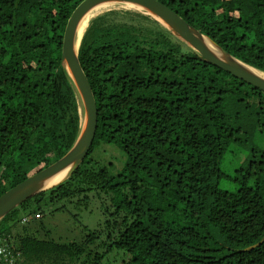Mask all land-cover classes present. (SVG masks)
<instances>
[{
    "label": "trees",
    "instance_id": "obj_1",
    "mask_svg": "<svg viewBox=\"0 0 264 264\" xmlns=\"http://www.w3.org/2000/svg\"><path fill=\"white\" fill-rule=\"evenodd\" d=\"M82 1L0 0V196L76 140L61 56ZM159 1L264 72V0ZM92 22L79 58L97 134L69 179L0 222L14 264H123L140 251L152 264H264V241L248 249L264 238V92L141 12ZM111 146L125 158L115 170L100 156ZM68 208L79 220L100 213L96 229L80 222V240L51 237L44 215Z\"/></svg>",
    "mask_w": 264,
    "mask_h": 264
},
{
    "label": "water",
    "instance_id": "obj_2",
    "mask_svg": "<svg viewBox=\"0 0 264 264\" xmlns=\"http://www.w3.org/2000/svg\"><path fill=\"white\" fill-rule=\"evenodd\" d=\"M110 4L129 5L136 8V11L160 23L176 38L198 53L206 62L231 73L264 92V77L254 72L258 71L264 74L263 71L228 53L214 40L189 24L176 11L159 0H83L72 11L68 19L61 56L62 67L77 95V102L81 105L80 111L78 105V112L82 115L79 121L78 135L71 148L62 158L29 176L0 196V222L26 201L69 179L91 149L98 129V108L93 87L79 58L84 37L83 32L80 34L79 27L85 16L93 9ZM63 172L65 175L59 182L49 184V180ZM263 241L264 238L260 243L248 249L261 245Z\"/></svg>",
    "mask_w": 264,
    "mask_h": 264
},
{
    "label": "rangeland",
    "instance_id": "obj_3",
    "mask_svg": "<svg viewBox=\"0 0 264 264\" xmlns=\"http://www.w3.org/2000/svg\"><path fill=\"white\" fill-rule=\"evenodd\" d=\"M205 1H215V0H205ZM226 1H227V3H229L231 0H226ZM108 7H109V9H108ZM108 7L102 8V10H97V12L93 13V17H92V20L89 24V27H87L85 32H84V37H85V34L89 32V30L93 24L92 21L95 18H97L98 16H101L102 14L110 12V11H127V12L130 11V13H133L134 11L137 10L135 8V10L132 11L130 9L131 7H124V6H120L117 4H116V6L110 5ZM243 10H247V9H243ZM239 14H240L239 12H236L235 16H238ZM253 23H254V21H253ZM75 100L77 101L76 93H75ZM78 116H79V121H80L81 120L80 118L82 115H80V113H79ZM106 149H107V152H103V155H100V156L102 159H106L108 163L110 162V160H113L114 165H115V167H114V170H115V168L117 169V167H120L122 165L123 161L125 160L124 155L118 148L116 149V147H114V146L108 147ZM102 150L103 149H101L99 151V153ZM33 174H35V173L33 172L31 175H33ZM71 208H68L67 211H55L52 214L44 215V220H45L46 226L52 230L51 237L59 238V239L66 241V242L69 240L70 241L80 240L81 233L76 231L80 222L85 223L88 226V228L91 230L96 229V224L101 219L100 213H98L97 216H94L92 214L86 215V216L83 215L79 220L78 218H75L73 216V213L75 212V210L73 211V209H71ZM21 223L26 224V223H28V221H24L22 219ZM20 231L21 230H18V231H16V233L12 232V234L16 235ZM1 242H4V241H1ZM152 262H153L152 259L148 255H146L144 253V251L143 252L140 251L138 254H136L135 257H133L132 259L127 261V263H123V264H152ZM109 264H111V262Z\"/></svg>",
    "mask_w": 264,
    "mask_h": 264
},
{
    "label": "bare ground",
    "instance_id": "obj_4",
    "mask_svg": "<svg viewBox=\"0 0 264 264\" xmlns=\"http://www.w3.org/2000/svg\"><path fill=\"white\" fill-rule=\"evenodd\" d=\"M111 5V4H110ZM110 5H101V6H98V7H96L95 9H93V11H91L89 14H87L86 16H85V18L82 20V22H81V25H80V27H79V31H80V34H81V32H83L84 33V31L86 30V28L87 27H89V24H90V22H91V20H92V17H93V13L94 12H97V10H102V8H107L108 6H110ZM114 6H116V5H114ZM120 6H124V7H131L130 9L133 11V10H135V8H133L132 6H129V5H120ZM113 7V6H112ZM115 8V7H114ZM108 9H109V7H108ZM112 9V8H111ZM125 9V8H124ZM129 9V10H130ZM119 10V9H118ZM104 12V11H103ZM106 12V11H105ZM102 14V13H101ZM97 16V15H96ZM95 17V16H94ZM254 72H257V74H260L261 76H263L264 77V74L263 73H261V72H258V71H254ZM79 101V100H78ZM78 104H79V111H80V107H81V105H80V103L78 102ZM64 175H65V172H63V173H61V174H58L57 176H55L54 178H52L51 180H49V184H52V183H57V182H59L63 177H64Z\"/></svg>",
    "mask_w": 264,
    "mask_h": 264
},
{
    "label": "built area",
    "instance_id": "obj_5",
    "mask_svg": "<svg viewBox=\"0 0 264 264\" xmlns=\"http://www.w3.org/2000/svg\"><path fill=\"white\" fill-rule=\"evenodd\" d=\"M37 217H39V215H37ZM10 247L11 245L6 242L0 243V264H14V260L17 261V256H19L20 253H16L15 256Z\"/></svg>",
    "mask_w": 264,
    "mask_h": 264
},
{
    "label": "clouds",
    "instance_id": "obj_6",
    "mask_svg": "<svg viewBox=\"0 0 264 264\" xmlns=\"http://www.w3.org/2000/svg\"><path fill=\"white\" fill-rule=\"evenodd\" d=\"M23 220H24V221H28L29 219H28V218H26V217H24V218H23ZM3 241H4V240H3ZM4 242H5V241H4Z\"/></svg>",
    "mask_w": 264,
    "mask_h": 264
}]
</instances>
